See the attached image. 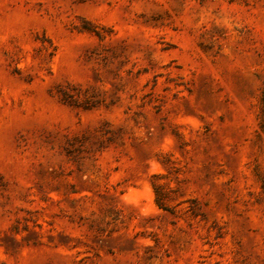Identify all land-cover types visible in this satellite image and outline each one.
<instances>
[{"label": "rangeland", "instance_id": "374dc122", "mask_svg": "<svg viewBox=\"0 0 264 264\" xmlns=\"http://www.w3.org/2000/svg\"><path fill=\"white\" fill-rule=\"evenodd\" d=\"M0 264H264V0H0Z\"/></svg>", "mask_w": 264, "mask_h": 264}, {"label": "trees", "instance_id": "16d2710c", "mask_svg": "<svg viewBox=\"0 0 264 264\" xmlns=\"http://www.w3.org/2000/svg\"><path fill=\"white\" fill-rule=\"evenodd\" d=\"M157 204H158V206H159L160 208H163L164 210H167L166 207H164V206L160 203V201H159L158 198H157Z\"/></svg>", "mask_w": 264, "mask_h": 264}]
</instances>
